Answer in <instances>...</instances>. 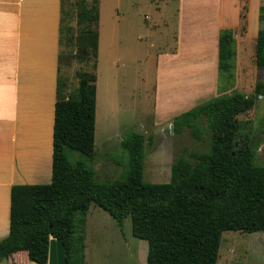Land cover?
I'll return each mask as SVG.
<instances>
[{
  "label": "trees",
  "instance_id": "1",
  "mask_svg": "<svg viewBox=\"0 0 264 264\" xmlns=\"http://www.w3.org/2000/svg\"><path fill=\"white\" fill-rule=\"evenodd\" d=\"M81 2L76 11L78 48L72 55L88 60L96 58L99 0ZM240 16L244 29L246 3ZM259 21L264 22V6ZM61 34L62 30L59 43ZM255 41L254 63L264 67V26ZM61 57L59 52L58 70ZM234 57L233 30L221 29L218 66L227 68ZM78 77L70 94L57 79L52 178L47 184L12 186L9 233L0 240V259L25 251L30 261L45 263L52 236L62 240L67 264H83L84 236L81 230L76 234L75 213L85 214L91 204L107 211L119 225L130 216L132 234L147 242L146 264H216L224 231H264V163L255 164L262 139L240 134L239 120L259 95L264 96V81L256 82L250 95L232 91L173 119V132L189 129L199 140L209 132L210 141L207 150L193 151L189 159L172 163L169 182L142 180L143 140L141 134L131 132L121 140L130 152L126 172L100 183L82 161L73 164L65 154L70 148L94 155L96 75L81 71ZM201 118L204 124L199 123ZM79 223L82 226L83 219Z\"/></svg>",
  "mask_w": 264,
  "mask_h": 264
},
{
  "label": "rangeland",
  "instance_id": "2",
  "mask_svg": "<svg viewBox=\"0 0 264 264\" xmlns=\"http://www.w3.org/2000/svg\"><path fill=\"white\" fill-rule=\"evenodd\" d=\"M81 1L63 0L58 77L70 94L78 85L79 72H95L98 103L94 155L88 157L70 148H66L65 154L73 164L82 161L93 171L97 182L108 183L120 178L129 166L130 152L121 144L122 138L131 132L138 133L143 140L142 180L169 182L171 164L189 159L193 151L207 150L210 141L209 132L200 140L189 129L173 132V120L152 126L156 55L173 45L175 0H99L96 58L91 56L88 60L72 55L78 48L76 11ZM67 40L72 42L67 44ZM253 71L251 63L245 72L237 71L234 60L227 68L219 67L218 96L242 87L243 79L248 84L244 93H254ZM239 120L240 134L252 139L261 136L264 96H258L250 112L241 113ZM199 123L204 124V119ZM255 164L261 163L255 160ZM75 221L76 234L81 230L84 236L83 264H146L147 242L132 234L130 216L119 225L107 211L91 204L85 214L75 213ZM216 264H264V231H224Z\"/></svg>",
  "mask_w": 264,
  "mask_h": 264
},
{
  "label": "crops",
  "instance_id": "3",
  "mask_svg": "<svg viewBox=\"0 0 264 264\" xmlns=\"http://www.w3.org/2000/svg\"><path fill=\"white\" fill-rule=\"evenodd\" d=\"M62 2L0 0V240L9 233L12 186L52 178ZM243 3L247 18L240 29ZM260 6L264 0H175L173 45L156 55L152 126L169 124L219 95L221 29L233 30L236 70L245 72L251 63L254 86L264 81V67L254 63L255 40L264 26ZM240 84L233 90L245 94L248 84L244 79ZM261 139L256 161L263 164L264 132ZM30 262L25 251L0 259V264Z\"/></svg>",
  "mask_w": 264,
  "mask_h": 264
},
{
  "label": "water",
  "instance_id": "4",
  "mask_svg": "<svg viewBox=\"0 0 264 264\" xmlns=\"http://www.w3.org/2000/svg\"><path fill=\"white\" fill-rule=\"evenodd\" d=\"M29 264H67L62 240L60 238L50 236L47 261L45 263L31 261Z\"/></svg>",
  "mask_w": 264,
  "mask_h": 264
},
{
  "label": "built area",
  "instance_id": "5",
  "mask_svg": "<svg viewBox=\"0 0 264 264\" xmlns=\"http://www.w3.org/2000/svg\"><path fill=\"white\" fill-rule=\"evenodd\" d=\"M262 95H259V97H261Z\"/></svg>",
  "mask_w": 264,
  "mask_h": 264
}]
</instances>
